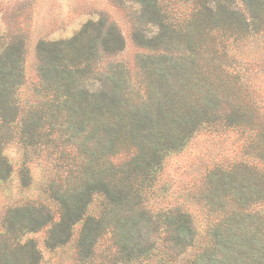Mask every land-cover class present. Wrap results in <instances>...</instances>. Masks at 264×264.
Returning a JSON list of instances; mask_svg holds the SVG:
<instances>
[{"label": "trees", "instance_id": "1", "mask_svg": "<svg viewBox=\"0 0 264 264\" xmlns=\"http://www.w3.org/2000/svg\"><path fill=\"white\" fill-rule=\"evenodd\" d=\"M177 1H136L160 29L156 42L186 45L173 52L147 41L137 84L116 60L125 49L118 28L91 21L71 40L38 44L39 85L22 106L25 38L0 36V180L12 172L3 146L17 133L45 164L52 204L8 213L0 264H42L37 242L26 237L47 230L53 250L71 243L77 226L84 264H175L194 248L191 264H264V60L234 58L251 40L264 54V0H194L196 22L209 21L211 54L173 16ZM206 129L240 135L243 158L208 173L193 197L208 222L198 241L192 213L179 205L155 210L151 201L165 159ZM20 176L29 187L28 170Z\"/></svg>", "mask_w": 264, "mask_h": 264}, {"label": "rangeland", "instance_id": "2", "mask_svg": "<svg viewBox=\"0 0 264 264\" xmlns=\"http://www.w3.org/2000/svg\"><path fill=\"white\" fill-rule=\"evenodd\" d=\"M136 1L0 0V36L25 38L26 83L20 90L21 105L33 101L32 91L39 85L38 44L41 41L71 40L91 21L105 20L108 24H114L118 28L124 38L125 49L115 58L118 63L125 64L133 74V83H139V79L134 76L138 70L137 67L146 66V42L153 41L154 46L164 49L168 48L165 45L169 41L166 37L164 41L157 40L156 42L155 39L158 37L160 29H156L149 23V15H146L144 9L142 10ZM195 4L194 0H180L169 6L174 8L173 16L179 24L184 26V29L188 26V31L197 33V36L201 37L203 42H196L197 45H201L206 54H211L212 35L207 29L209 21L202 24L196 22ZM222 42L225 43L223 40ZM169 48L174 52L186 48V45L175 42L169 45ZM234 50V58L238 60L236 62L239 64L241 54L251 59V65L260 66L264 60L263 52L257 49L253 40ZM110 61L115 62L112 59ZM110 61L104 60L102 68H108L106 66ZM242 144L240 135L235 133L214 134L206 129L195 134L183 150L173 153L165 159L156 187L155 195L157 197L151 201L153 209L182 206L193 214L198 241H201L208 222L193 197L198 194L200 185L202 182L204 183L208 173L216 168L231 167L242 160ZM3 153L11 165L12 172L7 179L0 180V236L5 232V219L11 210L28 203H43L52 206L48 201L47 193H45L47 175L45 164L38 158V151L25 148L16 133L13 139L3 146ZM126 160L127 157L123 155L116 157L113 161L116 165H121ZM23 169L28 170L30 177L31 185L27 188L22 186L20 173ZM80 229V226L75 228L71 243L53 250H49L45 244L47 230L29 235L26 239L37 242L43 255L42 264H84L78 260L75 248ZM106 248V244H103L101 251H105ZM196 252L197 248L191 249L175 264H191ZM93 264H100L99 259ZM153 264H157V261Z\"/></svg>", "mask_w": 264, "mask_h": 264}]
</instances>
